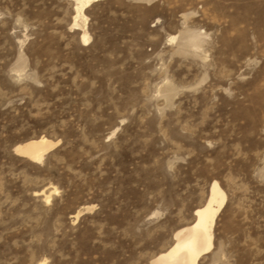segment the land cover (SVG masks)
I'll use <instances>...</instances> for the list:
<instances>
[{
  "label": "rangeland",
  "instance_id": "374dc122",
  "mask_svg": "<svg viewBox=\"0 0 264 264\" xmlns=\"http://www.w3.org/2000/svg\"><path fill=\"white\" fill-rule=\"evenodd\" d=\"M73 15L0 0V264H152L214 182L199 264H264V0H100L87 45Z\"/></svg>",
  "mask_w": 264,
  "mask_h": 264
},
{
  "label": "bare ground",
  "instance_id": "6f19581e",
  "mask_svg": "<svg viewBox=\"0 0 264 264\" xmlns=\"http://www.w3.org/2000/svg\"><path fill=\"white\" fill-rule=\"evenodd\" d=\"M71 1L74 3L72 29L82 32V43L87 45L91 37L87 31L88 17L86 10L100 0ZM199 39L198 36H194L190 40L195 46ZM59 144L60 141L40 137L39 139L18 145L14 151L18 156L39 164ZM58 193V189L54 188L50 193L41 191L37 194L43 196L45 202L49 205L52 202L53 196L58 195ZM226 200L227 196L225 192L221 189L218 182H214L207 203L195 211L194 222L177 231L173 245L167 251L159 254L152 264H199L200 259L214 249V227L217 216L221 212Z\"/></svg>",
  "mask_w": 264,
  "mask_h": 264
}]
</instances>
